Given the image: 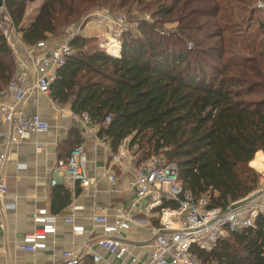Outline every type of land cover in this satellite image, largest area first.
<instances>
[{
	"label": "trees",
	"instance_id": "trees-1",
	"mask_svg": "<svg viewBox=\"0 0 264 264\" xmlns=\"http://www.w3.org/2000/svg\"><path fill=\"white\" fill-rule=\"evenodd\" d=\"M35 1L5 0L3 8L30 46L49 42L50 35L93 10L145 3L42 0L37 15L26 23L28 6ZM155 2L146 5L154 6L152 19H140L136 30L124 34L118 56L94 38L73 36L74 53L59 69L50 96L75 114H88L114 153L133 134L131 147L144 148L146 157L154 153L175 162L195 197L207 196L210 208L226 210L259 188L260 174L250 163L261 166L264 161L263 155L255 159L264 152V48L253 37L244 43L226 38L230 15H221L223 0ZM169 23L175 27L167 29ZM259 28L264 33V20ZM243 52L247 55L242 57ZM16 70L0 27V90ZM80 144L74 136L61 158ZM71 201V191L56 185L51 212H62ZM177 207L176 201L166 200L156 210ZM191 251L199 264H264V214L255 227L221 238L213 249L193 246Z\"/></svg>",
	"mask_w": 264,
	"mask_h": 264
},
{
	"label": "built area",
	"instance_id": "built-area-1",
	"mask_svg": "<svg viewBox=\"0 0 264 264\" xmlns=\"http://www.w3.org/2000/svg\"><path fill=\"white\" fill-rule=\"evenodd\" d=\"M259 6L263 8L264 2L260 0ZM93 16L97 19V25H106L110 29L109 35L101 40L100 45L110 54L118 56L121 39L131 29L129 20L125 15L112 16L108 10ZM0 27L15 54L17 64L15 75L8 85L0 90V119L9 127L5 137V148L0 146V214H3L17 208V199L9 198V186L5 177L10 149L31 140L35 134L47 133L52 126L40 114L29 113L26 104L29 101H40L43 97H51V85L56 80L59 69L74 53L70 40L77 33L71 29L67 41L57 46H51L46 40L30 46L23 41L20 32L7 14L0 19ZM51 100L54 102L52 98ZM62 115L80 116L86 124L92 123L86 113L78 115L72 111L67 114L62 111ZM110 121L109 116L106 123ZM133 136L132 134L127 137L111 157L112 164L122 170L127 169V161L134 156L132 149L137 147V145L131 147ZM87 164L85 149L79 145L66 159L58 161L55 172L59 177L61 175L64 182H80L83 187H87L91 183ZM133 174V187L136 189L137 198H152L149 209L161 207L166 200L176 201L178 207L159 210L161 226L155 235L153 251L149 257L143 259L134 255L129 245L117 238L122 231L131 228L135 221L133 212L122 208L111 218L108 209L102 208V212L94 216L95 225L103 229L98 244L116 259L115 264H199L192 254L193 246L211 250L221 238L255 227L261 214L257 206L264 207L258 203L250 204L252 199L264 193L263 188L238 201L240 205L234 209H231V206L226 210L210 208L209 198L195 197L193 192L184 186L178 165L175 162H168L163 155L154 153L148 155L134 167ZM109 180L116 181L114 172L109 174ZM57 183L58 179L54 178L52 184ZM80 208L73 205L70 212L63 217L65 222L72 225L75 233L84 231L83 226L77 223V211ZM58 216L46 207L38 209L34 214L35 229L26 233L17 246L32 253L46 249L52 235L57 232ZM58 264L87 263L82 256L67 250L63 253V260ZM92 264L111 263L100 254L93 253Z\"/></svg>",
	"mask_w": 264,
	"mask_h": 264
},
{
	"label": "crops",
	"instance_id": "crops-1",
	"mask_svg": "<svg viewBox=\"0 0 264 264\" xmlns=\"http://www.w3.org/2000/svg\"><path fill=\"white\" fill-rule=\"evenodd\" d=\"M37 15L42 0L36 3ZM29 10L26 19L30 16ZM32 20V19H31ZM102 32V29H98ZM26 110L38 113L51 123L47 133L35 134L31 140L10 149V160L5 168V177L9 186V198L17 199V208L0 214V264H58L63 260L64 251L70 250L82 256L85 262L92 264L93 253L115 264L116 259L102 249L98 241L103 235L102 227L95 225L94 216L107 208L109 216L114 217L122 208L130 209L135 221L130 229L122 231L117 238L129 245L132 253L140 259L147 258L153 251L154 239L160 228L159 207L149 209L152 198H137L133 187V169L146 155L133 151L134 156L127 161V169L122 170L112 164L113 149L105 137L100 136V127L94 123L86 124L80 116L62 115L69 113L70 107H60L50 98L40 101H29ZM8 125L0 119V146L5 148V137L9 132ZM74 136L80 137L81 144L88 158V176L91 183L83 187L80 182H64L55 172L68 141ZM38 145H41L38 147ZM263 154H256L263 155ZM257 152V153H259ZM256 156V157H257ZM255 160V159H254ZM252 164V163H250ZM22 165L23 167H18ZM262 174L263 164L254 166ZM116 174V181L109 180V174ZM64 185L72 193L70 205L58 213L57 232L52 235L48 247L32 253L20 249L17 244L26 233L36 227L34 214L42 207L51 211L53 201L52 184ZM80 189L77 195L76 191ZM260 196V195H259ZM260 197H264V193ZM73 205L81 208L77 211V223L84 231L75 233L71 224L64 221Z\"/></svg>",
	"mask_w": 264,
	"mask_h": 264
},
{
	"label": "rangeland",
	"instance_id": "rangeland-1",
	"mask_svg": "<svg viewBox=\"0 0 264 264\" xmlns=\"http://www.w3.org/2000/svg\"><path fill=\"white\" fill-rule=\"evenodd\" d=\"M41 0H36L35 2H31L28 6L27 11L29 10V17L26 19V23L30 22L33 18L32 16L37 10L36 3ZM156 0H145L144 4L140 7L139 5H134L132 8L128 9L123 8L121 10H115L110 11V8H99L96 10L91 11L90 13L82 16L79 21H76L66 28H63L59 31H57L55 34L50 35L49 44L51 46H57L60 44H63L67 41L70 30L73 29L74 32L77 34L80 33L81 35H84L85 37L94 38L97 42L95 43H101V40L103 38H107V35L110 33V29L106 25H97L96 23V17L93 16L94 14L98 12H102L104 10H108L109 12H114V14H120L125 15L127 19L130 22V26L132 29H137V23H139L140 19L148 20L152 19L150 16L152 14L154 6H150L146 9V5L150 2H155ZM264 2V0H261ZM260 0H223V5L225 7V10L221 12V15H230L227 20L229 27L228 30L225 32L226 38L230 37L233 39H236L237 41H240L241 43H244V41L247 40L246 37H253V41L255 44L261 45L264 48V33H262L261 29L259 28V21L264 20V7L259 6ZM156 4V2L154 3ZM4 9L0 10V19L4 16ZM233 14V16H232ZM175 27V24L169 23L167 24V29H172ZM102 29V32L98 29ZM99 42H98V40ZM17 46L20 45L17 43ZM20 52H22L20 48ZM242 57L247 55L246 52H243L240 54ZM15 56V54H14ZM17 71V70H16ZM47 98V97H45ZM51 99V97H50ZM60 107H66L68 108V105H62L58 104ZM132 151L140 152V155H146L145 149L135 147V149H132ZM263 154V153H261ZM257 156V155H256ZM255 156V159H256ZM260 165L259 162H253L250 164L251 167L254 168V166ZM256 172L260 174V182H259V188L256 190H261L264 188V180L262 179V174L259 172L258 169L254 168ZM255 191V192H256ZM254 192V193H255ZM261 196V195H260ZM256 196L254 199H252L250 204H256L264 205V197ZM249 201V202H250ZM259 208L260 213L264 214V207L257 206ZM201 264V263H200Z\"/></svg>",
	"mask_w": 264,
	"mask_h": 264
},
{
	"label": "water",
	"instance_id": "water-1",
	"mask_svg": "<svg viewBox=\"0 0 264 264\" xmlns=\"http://www.w3.org/2000/svg\"><path fill=\"white\" fill-rule=\"evenodd\" d=\"M4 6H5V0H0V10L3 9ZM239 205H240V202L234 203L231 205V209H234Z\"/></svg>",
	"mask_w": 264,
	"mask_h": 264
}]
</instances>
